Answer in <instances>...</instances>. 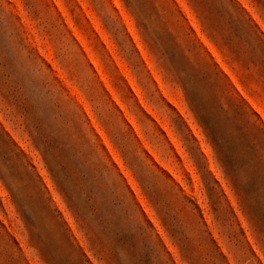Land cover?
Masks as SVG:
<instances>
[{"label": "rangeland", "instance_id": "1", "mask_svg": "<svg viewBox=\"0 0 264 264\" xmlns=\"http://www.w3.org/2000/svg\"><path fill=\"white\" fill-rule=\"evenodd\" d=\"M0 264H264V0H0Z\"/></svg>", "mask_w": 264, "mask_h": 264}]
</instances>
